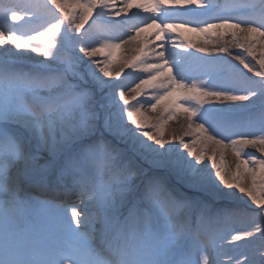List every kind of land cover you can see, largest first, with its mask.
<instances>
[{
  "label": "snow or ice",
  "instance_id": "obj_1",
  "mask_svg": "<svg viewBox=\"0 0 264 264\" xmlns=\"http://www.w3.org/2000/svg\"><path fill=\"white\" fill-rule=\"evenodd\" d=\"M190 49L261 79L232 66L240 82L221 80L220 58ZM170 121L183 133L166 139ZM52 187L78 197L70 218L28 194ZM253 212L264 217V0L0 5V264H257L240 251L257 239L264 264V219L228 226Z\"/></svg>",
  "mask_w": 264,
  "mask_h": 264
},
{
  "label": "rangeland",
  "instance_id": "obj_2",
  "mask_svg": "<svg viewBox=\"0 0 264 264\" xmlns=\"http://www.w3.org/2000/svg\"><path fill=\"white\" fill-rule=\"evenodd\" d=\"M41 2H42V0H41ZM85 27H87V25H85ZM181 39H188V38L184 37ZM225 39H227V38H225ZM191 40L196 42L192 38H191ZM203 42H199V43H203ZM190 51L192 52L193 57H201L204 61H215L216 58L219 57L220 60L217 61V63L220 66V70L217 72V75L219 76V78L221 80H231V81H234L237 83L240 82L238 74L232 70V66H235V68L238 69L239 72L244 73L246 76L251 77V79L254 81H259L261 79L260 77L253 76L251 73H247V70L244 69L242 65H239L237 61L232 60L231 57L228 56L227 54L215 53L213 56H209V55L204 54V53H197V52H195L194 49H190ZM231 51L241 52L242 50L232 48ZM178 53H180L181 55H186V53H182V52H178ZM242 54L247 56L246 53H242ZM120 55H121V53L119 51H117L115 53V59L117 61L119 60ZM247 59L251 60V57H247ZM253 63H255V61H253ZM125 73H128V75L122 74L121 79L123 80V82L126 86H132L136 82L135 77L139 74L138 73H132L130 69H125ZM106 79H109V78H106ZM111 79H114V78H111ZM225 103L231 104V103H242V102H225ZM259 104H260V102L257 101L256 102L257 108L259 107ZM177 111L179 112L180 109H177ZM158 114H159V110L157 111V113H153L152 115H153V117H155ZM173 132H175L177 135H180L183 133V129L175 121H170L169 124L165 126V138L167 139ZM184 139H185V141H190L191 138L186 136V137H184ZM173 143H176V141H173ZM202 147H205V142L201 141V142L197 143V145H196L197 150H199ZM245 151L249 152V153H253L254 155L258 153V152H255L254 149H246ZM210 153H211V146H208V154H210ZM216 159H217V163H219L220 162L219 153H217ZM205 161H207V155L205 156ZM224 164L228 168L235 170L236 160H235V157L232 155L230 150L224 152ZM238 195H242V194L238 193ZM37 196H43V195L38 193ZM47 196H50V195L47 194ZM73 198H77L76 195L73 196L71 199H73ZM252 208L255 209V206H252ZM262 219H264V217L259 216L258 214H256V212H253V213L249 214V216H247V217L234 218L233 220L230 221L228 226H229V228L236 229V230H251L253 220H255L256 222H259ZM239 243H243V242H239ZM259 246H260V241H259V239H257L254 243L245 246L240 251H244V252H246V254L248 256L253 257L257 261V264H258L260 257H259V254L257 253L256 250L259 248ZM235 255H238V253H236ZM213 256L215 257L216 254H213ZM221 259H226V257L221 255V256H219V260H221ZM219 262H221L220 264H225V262L222 263L223 261H219Z\"/></svg>",
  "mask_w": 264,
  "mask_h": 264
},
{
  "label": "bare ground",
  "instance_id": "obj_3",
  "mask_svg": "<svg viewBox=\"0 0 264 264\" xmlns=\"http://www.w3.org/2000/svg\"><path fill=\"white\" fill-rule=\"evenodd\" d=\"M6 4V3H5ZM9 23H11V22H9ZM186 34V37L189 39H194L196 42L198 41V42H203L204 41V37L203 36H201V35H199V34H194V33H185ZM5 48H11L12 46L11 45H5L4 46ZM177 52H180V49H175ZM13 51H15V49H13ZM31 55H35V54H31ZM128 55H132V53L131 52H129L128 53ZM37 59H43L42 57H37ZM257 157H259V153H257V154H255ZM207 162V161H206ZM52 191H51V190ZM56 188L55 187H52V188H49L47 191H40V190H36V189H34V190H32L31 192H29L28 194L29 195H31V196H36L39 192H41V193H46V194H52V192L54 191V192H56V193H54V196H56L57 197V200L59 201V202H61V203H63V202H65L66 200H67V198L69 197L68 195H70L69 193L68 194H66L67 195V198H64L65 196H64V192L63 191H60L59 193H58V190H55ZM38 192V193H37ZM34 194V195H33ZM72 196H75L74 194L72 195ZM246 199V198H245ZM41 200H43V197H41ZM46 200H48V199H46ZM78 202L79 201H77V203L76 204H78ZM68 215H69V217H70V213H68ZM217 255V254H216ZM219 261H224V259H221V260H219ZM226 261V260H225Z\"/></svg>",
  "mask_w": 264,
  "mask_h": 264
}]
</instances>
